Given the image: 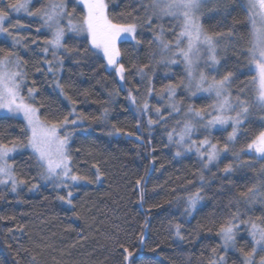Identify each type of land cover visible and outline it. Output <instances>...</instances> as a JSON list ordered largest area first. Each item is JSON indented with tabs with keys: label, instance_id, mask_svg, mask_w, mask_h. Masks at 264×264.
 Returning a JSON list of instances; mask_svg holds the SVG:
<instances>
[{
	"label": "snow or ice",
	"instance_id": "6c2138e0",
	"mask_svg": "<svg viewBox=\"0 0 264 264\" xmlns=\"http://www.w3.org/2000/svg\"><path fill=\"white\" fill-rule=\"evenodd\" d=\"M230 2L243 14L244 27L233 26L227 32L206 28L204 21L206 14L210 19L220 14L231 15L230 4L225 0H140L142 14L128 13L127 19L119 21L109 15L106 0H49L41 7H35L32 0H9L6 7H0V35L11 39L10 47L0 46V119L14 122L10 126H18L20 130V135L11 139L0 138V186L18 193L21 186L30 184L29 191H35L42 181L58 190V200L75 209V193L82 186L102 184L106 176L99 163H92L91 169L78 163L80 157L76 154L81 149L74 150V139L89 130L84 121L104 125V134L109 137L135 136L134 143L151 149L145 159L156 151L151 136L159 125L167 138L164 146L172 151L173 160L190 155L197 159L194 179L168 193L167 202L175 205L176 211L169 209L166 213L170 217L167 232L177 242L178 254L185 251L180 244L191 243L199 235L197 229L205 228L219 238L206 264H228L230 252L239 253L240 258L234 259L233 264H264V0ZM21 13L30 19L22 22ZM233 22L241 23L237 17H233ZM34 23L38 25L35 36H43L42 41L29 31ZM145 30L152 32L150 39H145ZM244 39L248 46L240 54L245 55L249 70L238 75L237 70L225 68L222 52L226 50L225 43L235 50ZM145 43L150 48L149 62L139 66L133 63L129 68L122 60L124 52L129 48L138 51ZM66 60L74 64H99L109 76L114 72L116 89L101 102L104 105L110 106L115 96L124 91L128 76L133 79L139 76L135 90L128 88L125 97L138 114L135 133L124 132L110 122L109 106L91 117L78 111L79 101L66 90L74 85L61 80ZM29 63H34L36 71L54 84L51 103L56 106L55 111H44L47 105L39 98L36 79H30ZM161 67L163 79L169 82L156 94L154 77ZM174 75L179 80H174ZM244 75L251 76V95L248 84L235 93L232 90L235 79ZM65 101L70 107L65 108ZM145 117L147 145L139 135ZM18 155L27 156L26 163L36 170L31 180L29 174L18 173L15 166ZM229 156L231 160L224 163ZM153 171H157L155 156H151L144 174L132 185L143 222L135 241L131 237L116 238L120 249L116 264H162L143 255L146 248L159 255L158 245L148 244L152 210L163 207L154 202L159 185H154L151 189L154 195H149ZM237 172L252 175L237 180L234 175ZM215 181L218 184L209 196ZM217 194L228 196L226 208L211 216V227L197 220L193 228L192 221L206 207L204 202L215 199ZM150 200L153 202L149 203ZM245 236L248 240L240 245L238 237ZM31 260L32 264H38L36 255Z\"/></svg>",
	"mask_w": 264,
	"mask_h": 264
},
{
	"label": "trees",
	"instance_id": "16d2710c",
	"mask_svg": "<svg viewBox=\"0 0 264 264\" xmlns=\"http://www.w3.org/2000/svg\"><path fill=\"white\" fill-rule=\"evenodd\" d=\"M35 7L46 5L49 0H32ZM109 3V15L114 16L117 21L127 19L128 13L135 14L140 9V0H106ZM230 4L231 15L225 17L223 14L217 15L215 19H210L206 14L204 17L205 27H214L217 31L227 32L230 27L237 29L244 27V16L238 7L231 4L230 0H225ZM9 0H0V7H6ZM233 7L236 10L233 11ZM71 10V8L69 9ZM123 13V16L116 14ZM81 13H76L79 19ZM13 13V18H15ZM233 17H237L241 23L234 24ZM22 22H27L30 18L24 15L19 17ZM33 24L29 31L38 41L44 39L43 36H35ZM145 39H150L151 31H144ZM170 35V34H169ZM246 36L247 33L245 32ZM76 39V38H74ZM82 39V38H81ZM0 46H11L9 37H0ZM248 46L247 39L239 41L238 47L234 50L232 45L225 43L224 56L225 68L235 69L237 74L243 71L248 72L249 66L245 55L240 54ZM35 47V46H33ZM127 47V46H125ZM123 50V49H122ZM21 51H23L21 49ZM150 48L145 43L138 51L130 48L122 56L123 62L131 68L133 63L138 66L148 63ZM29 76L35 78L37 87L40 90V97L47 105L44 111H55L56 106L51 103L54 84L46 80L42 73L36 71L34 63L28 64ZM173 70L176 67L173 66ZM225 69L221 70L223 74ZM134 71V70H133ZM182 74V69H180ZM113 76H109L99 64L89 65L86 62L74 64L71 60L65 61V70L61 74L62 83L74 87L66 90L78 100L76 105L78 111L89 117L98 115L104 105L101 102L108 99V93L116 89L113 83ZM164 70L158 68L155 80L156 94H159L163 85L169 81L163 79ZM174 80H179L178 75L173 76ZM139 76H128L129 83L125 86L120 95L115 96L110 107L109 120L116 124L124 132L137 131L136 123L138 114L129 102L125 99L128 88L135 90V84L139 82ZM251 76H240L235 79L232 90L235 93L244 84H248V94L251 95ZM87 90V91H86ZM143 90V86H141ZM153 96V105L156 104L157 95ZM179 99V97H178ZM210 102V101H209ZM163 103V102H161ZM199 106V102L197 103ZM70 107L65 101V108ZM155 116V108L152 110ZM147 117L144 118V127L139 130V135L144 138L147 145L148 132L146 130ZM84 124L88 131L78 134L80 138L74 139L75 147L81 149L76 155L80 157L81 167L91 169L92 163H99L105 171L104 182L100 185L82 186V190L75 193V209L63 204L57 199L58 190L50 185H45L40 181V187L35 191H29L31 185L21 186L18 193H12L0 186V264H32V255L37 256L38 264H116L119 260V247L116 238L127 240L129 237L135 241L139 234L140 224L143 218L140 215L135 203L136 197L132 195V185L140 175L144 174V167L151 159L156 158V169L151 174L149 181V195H154L151 189L154 185H159V195L155 197L156 203L163 205L162 208L152 210V225L149 231L148 244L158 245L159 255L144 250L145 257H152L153 261H161L162 264H206L207 257L212 255L211 248L218 243V237L214 233H209L205 228L197 229L199 235L192 238V242L185 241L180 244V248L185 251L178 254L177 242L169 237L167 223L170 217L166 215L171 209L176 211L175 205L168 204L170 197L168 193L175 188H181L188 179H194L193 173L197 171V159L195 155H190L182 160H173L172 151L164 144L167 141L164 130L156 125L152 132V145L156 148L148 159L145 156L151 152L150 148L140 147L139 142H133L135 136H112L104 134L105 126L91 120H85ZM14 122L0 119V138L11 139L20 135L18 126ZM171 126V124H170ZM111 130V124L108 126ZM114 131V130H113ZM226 135V133H225ZM163 141V142H162ZM231 156L224 163L229 162ZM27 156H17L16 168L18 173L29 174L28 178L35 175L36 170L26 163ZM87 161V163H83ZM163 165V167H161ZM94 171V170H93ZM211 173H209V176ZM237 180H242L244 175L251 176L252 173L237 172L234 174ZM35 182V181H33ZM218 181L213 182L208 195L211 196ZM239 187V185H238ZM235 191V189L233 190ZM153 201H149L152 203ZM203 212L197 215V219L192 221V227L196 228L197 220L201 225L211 227L210 218L219 209L226 208L228 196L217 194L215 199H208ZM148 205H145V209ZM259 207V206H257ZM182 211V208L180 209ZM259 213H257L258 215ZM79 216V219L77 218ZM116 225L120 228L117 229ZM23 228V232L20 231ZM11 230V231H10ZM248 238L238 237V243L243 245ZM27 250V251H26ZM238 252H230L228 264H233L234 259H239ZM258 259V258H257ZM152 264V262H149Z\"/></svg>",
	"mask_w": 264,
	"mask_h": 264
},
{
	"label": "rangeland",
	"instance_id": "374dc122",
	"mask_svg": "<svg viewBox=\"0 0 264 264\" xmlns=\"http://www.w3.org/2000/svg\"><path fill=\"white\" fill-rule=\"evenodd\" d=\"M15 15H16V14H15ZM22 15H23V13L20 14V16H22ZM0 37L3 38V37H6V36L0 35ZM174 67H176V66H174ZM253 74H255V73H253ZM229 131H230V129H229ZM49 185H50V184H49ZM50 186H51V185H50ZM51 187H52V186H51Z\"/></svg>",
	"mask_w": 264,
	"mask_h": 264
}]
</instances>
